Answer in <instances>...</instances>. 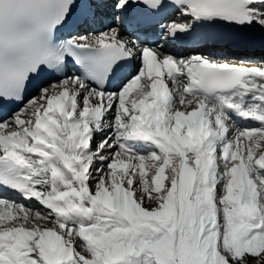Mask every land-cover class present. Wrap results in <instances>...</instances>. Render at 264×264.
<instances>
[{"label":"snow or ice","instance_id":"snow-or-ice-1","mask_svg":"<svg viewBox=\"0 0 264 264\" xmlns=\"http://www.w3.org/2000/svg\"><path fill=\"white\" fill-rule=\"evenodd\" d=\"M185 37L264 49V0H0V264H264V60Z\"/></svg>","mask_w":264,"mask_h":264},{"label":"bare ground","instance_id":"bare-ground-1","mask_svg":"<svg viewBox=\"0 0 264 264\" xmlns=\"http://www.w3.org/2000/svg\"><path fill=\"white\" fill-rule=\"evenodd\" d=\"M168 16L172 17V19H173V18L179 16V13L178 12H174V13L170 12V13H168ZM165 17H166V15H165ZM165 17L163 19H165ZM184 19H190V18L185 17ZM162 22L167 23L169 21L162 20ZM99 25H97L96 27H99ZM112 26H116V24L113 23ZM183 39H186L187 41H189L190 45L189 46L175 45V43H172L171 41H169L168 43H166V46H164L163 51H165L169 54H172L178 58L183 57V56H190V55L196 54L197 52H200L203 55L214 56V58H216L218 60H227L228 62H231V63L243 62V63L247 64V66H253V65H250V63L253 64V62L258 61L257 60V61L251 62V58L253 59V56L251 58H249L250 55L255 56L258 53H260V54L264 53V49H259V48H257L255 51H241V50L224 48V47H220V46H211V45H209V46H205V45L197 46L192 42L191 38L185 37ZM157 44H160V43H157ZM185 50H188L191 52L187 55H182L181 53ZM260 62H258V63H260ZM258 66H259V64H258ZM133 67L138 68L139 67V61H134ZM72 73H73V71L68 67V74H72ZM117 86L118 85H116L115 87H112L110 90H116ZM29 96H30V94L28 95V97Z\"/></svg>","mask_w":264,"mask_h":264},{"label":"rangeland","instance_id":"rangeland-1","mask_svg":"<svg viewBox=\"0 0 264 264\" xmlns=\"http://www.w3.org/2000/svg\"><path fill=\"white\" fill-rule=\"evenodd\" d=\"M106 28H107V25L105 24H103L102 23V25H100V27H98L97 29H95L96 31H101V30H106ZM260 49V48H259ZM191 51H185L184 53H185V55H187V54H189ZM264 53L262 54H260V53H258L257 55H250L249 56V58H251L252 56H253V59L251 58V62L252 61H257V62H253V64L252 63H250V65H255V66H258V64H259V66H260V63H258V62H260L261 60H264ZM260 60V61H259ZM130 78V77H129ZM49 82H51V81H49ZM34 94V92L29 96V97H31L32 95ZM149 206H152V205H149Z\"/></svg>","mask_w":264,"mask_h":264}]
</instances>
